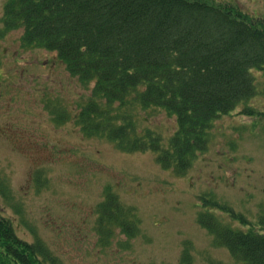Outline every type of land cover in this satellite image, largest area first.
Returning <instances> with one entry per match:
<instances>
[{
  "label": "trees",
  "instance_id": "1",
  "mask_svg": "<svg viewBox=\"0 0 264 264\" xmlns=\"http://www.w3.org/2000/svg\"><path fill=\"white\" fill-rule=\"evenodd\" d=\"M0 24L4 32L21 30L22 48L53 52L90 91L72 110L45 100L54 123L71 120L85 137L108 141L120 152H150L175 176L185 175L206 152L219 117L239 105L241 113L254 114L247 103L258 93L264 114V81L257 92L251 74L264 72V18L239 6L209 0H7ZM159 112L174 120L166 135L147 120ZM32 180L37 189L47 181L40 168ZM0 197L11 200L2 173ZM198 203L196 223L227 250L231 264H264V207L251 225L211 192L200 194ZM94 214L101 246L117 235L128 240L140 233L136 209L109 186ZM220 214L246 228L233 227ZM32 234V241L19 237L0 212V264H65ZM182 247L178 264H192L190 243Z\"/></svg>",
  "mask_w": 264,
  "mask_h": 264
},
{
  "label": "rangeland",
  "instance_id": "2",
  "mask_svg": "<svg viewBox=\"0 0 264 264\" xmlns=\"http://www.w3.org/2000/svg\"><path fill=\"white\" fill-rule=\"evenodd\" d=\"M6 1L0 0V18ZM209 1L264 18V0ZM20 35V29L4 32L0 24V173L11 194L10 202L0 197V212L17 235L32 241L34 231L65 264H178L184 242L190 243L192 264H208V259L231 264L227 250L215 246L196 223L198 196L213 193L254 225L264 207L260 93L247 103L254 114L241 113L239 105L219 117L206 152L185 175L175 176L150 152H120L108 141L85 137L71 120L54 123L45 100H59L72 110L90 91L68 75L53 52L22 48ZM251 74L260 92L264 72L252 69ZM147 120L165 135L173 130L174 120L164 112ZM37 168L47 180L39 189L32 180ZM105 186L136 209L140 233L128 240L117 235L101 246L93 229L94 208Z\"/></svg>",
  "mask_w": 264,
  "mask_h": 264
}]
</instances>
